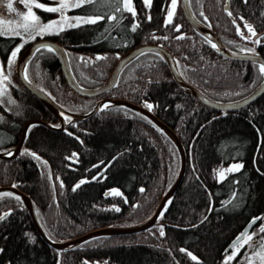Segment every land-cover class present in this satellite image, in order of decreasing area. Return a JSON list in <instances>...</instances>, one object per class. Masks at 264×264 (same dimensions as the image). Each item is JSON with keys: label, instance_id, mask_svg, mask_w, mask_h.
Returning <instances> with one entry per match:
<instances>
[{"label": "trees", "instance_id": "obj_1", "mask_svg": "<svg viewBox=\"0 0 264 264\" xmlns=\"http://www.w3.org/2000/svg\"><path fill=\"white\" fill-rule=\"evenodd\" d=\"M179 1L167 25L171 0H152L150 7L144 0H132L135 17L126 10L115 11L117 6L123 7V0L70 8L65 12L69 18L102 15L105 19L35 39L50 37L64 46L74 77L85 87L103 83L124 51L156 43L171 52L183 78L206 96L221 101L251 92L263 78L258 64L218 54L184 19ZM225 3L189 0L194 15L201 20L205 17L226 47L253 49L264 57V33L256 39L237 34L239 26L244 37L251 36L245 21L255 32L264 29V0H228V10ZM35 13L42 23L59 15L37 8ZM109 15L116 19L109 21ZM3 22L0 28L8 29ZM133 24L138 25L134 32ZM33 40L0 35V59L5 64L11 52L22 45L18 58ZM256 40L260 43H254ZM98 55L107 59L97 60ZM26 68L36 87L72 113H83L104 98L126 99L148 110L145 105H153L149 111L173 130L184 148L185 171L170 203L161 211L163 216L151 227L99 235L68 249H54L41 239L22 201L13 193L2 192L0 216L9 215L0 221V264H225L231 241L249 221L264 217V93L240 109H210L185 94L160 55L153 52L137 56L124 67L112 89L93 97L69 88L54 52L41 49ZM9 69L13 103L0 101L1 150L16 145L22 126L31 118L58 124L53 114L23 89L13 65ZM22 144L17 156L0 158V187L16 185L27 194L41 227L56 241L148 219L180 164L177 148L160 128L138 111L116 105L70 122L63 130L32 124ZM25 150L40 159L21 155ZM73 153L77 155L73 157ZM235 161L243 168L218 179L217 168ZM81 180L88 182L73 191ZM112 189L121 195L113 194ZM263 220H257L249 231ZM243 249L227 264H236Z\"/></svg>", "mask_w": 264, "mask_h": 264}, {"label": "water", "instance_id": "obj_2", "mask_svg": "<svg viewBox=\"0 0 264 264\" xmlns=\"http://www.w3.org/2000/svg\"><path fill=\"white\" fill-rule=\"evenodd\" d=\"M42 3H47L49 0H38ZM180 9H182V14L184 19L187 20V22L190 24V26L196 30L207 42L211 44V46L214 44L216 47L213 48L218 54L222 55L225 58L238 60V61H249V62H256L259 66L261 62H264V57L261 56L257 51L248 52L245 49L240 50H234L229 49L226 47L221 39H219L214 32L213 29L210 28L208 23H206L205 20L199 19L197 16L194 15L192 9L189 5V0H180ZM228 0H226V3L224 4V7L226 10H228ZM257 35L255 37H251L252 39H256L257 36L261 35V33H264V29H262L259 32H256ZM40 44H47L50 45L54 49V54L57 57L59 67L61 69L63 78H65L67 85L69 88L73 89L77 94L81 96H87V97H93L95 95H99L104 93L107 90H110L114 87V84L116 83L117 79L119 78V74L124 69L125 66L128 65V63L132 62L137 56L145 53V52H153L160 55L164 63L166 64L169 73L171 74V77L174 81V83L187 95H190L195 100H197L199 103L204 104L205 106L209 107L210 109L213 108L217 111H233L236 109L243 108V106H246L250 103H253L255 99H257L259 96H261L264 93V74L262 81L251 90V92L243 95L239 98H234L232 100H216L213 98H210L206 96L204 93L199 91L195 86H193L191 83H188L182 76V74L179 72L177 63L175 62V59L171 52H169L167 49H165L163 46L159 44H152V43H144L143 45H137L134 46V48L128 49L122 53L118 57V59L113 64V68L111 72L108 75V78L103 81V83L93 86V88L85 87L83 85H80L76 78L73 75L72 69L69 66V57L67 56L66 50L64 46H61L60 43L56 42L54 39L48 37H39L38 39H35L31 41L25 49L19 54L18 60L16 63V79L19 81L20 85L23 87L24 90H26L28 93H30L36 100L41 102V104L53 114V116L58 121V124H51L48 121L39 120L35 118H31L30 120L26 121V123L22 126L21 129V137L19 141L16 143L15 146L11 147L9 150H1L0 149V158L1 159H11L19 153L23 140L26 136L27 129L32 124H39L43 125L49 130H63L68 123L73 121H79L84 120L85 118H88L94 113L99 112L101 110H104L103 107L105 103L109 104V107H115L116 106H123V107H129L133 109L134 111H138L143 116L149 118L153 124L160 128L161 131L173 142L175 147L178 150V155L180 158V164H179V170L173 179L172 184L170 187L166 190V192L162 195V198L160 199V203L156 207V209L153 211L151 217L148 219L141 221V223L131 225V226H120V227H102L96 230H91L87 233L78 235L75 238H69L68 240H54L50 238L47 233H45L44 229L41 227L39 219L36 216L35 207H33L31 198L28 197L27 194L24 192H21L16 187L11 186H1L0 187V194L2 192H8L13 193L17 197H20V200L23 203V206L26 207L29 217L32 220L33 228L36 229L38 235L43 239L45 242H47L51 247L54 249H68L74 246L79 245V243H82L86 240H89V238L98 237L99 235H110V234H121V233H131L135 231H141L142 229H146L151 227L152 225L157 222L160 213L162 209L169 203L170 199L172 198V195L176 191L175 189L179 185V183L182 181V176L185 171V158H184V148L182 147L179 138L175 135L173 130L170 127H167L159 118L154 116L152 112H150L148 109L144 108L140 105H135L131 103L128 100L123 99H111V98H104L94 103V105L87 111H83V113H76V112H69L68 110H65L63 107L59 106L54 100H52L43 90L36 87L30 79L25 80L23 77L25 75V67H27V64L30 59L33 57V53L35 52V49ZM67 118V119H66ZM56 125H59V127H56ZM8 151H12V155L9 156L6 153ZM253 220L249 221L248 224L242 229V231L237 235H241V233H245V231H248L251 229L253 224L251 223ZM237 236L231 241V243L228 245V248L233 244V241L236 240ZM227 248V249H228Z\"/></svg>", "mask_w": 264, "mask_h": 264}, {"label": "snow or ice", "instance_id": "obj_3", "mask_svg": "<svg viewBox=\"0 0 264 264\" xmlns=\"http://www.w3.org/2000/svg\"><path fill=\"white\" fill-rule=\"evenodd\" d=\"M0 2H2V0H0ZM19 2L24 3L25 7L27 8V11L26 12L18 11L13 5V0H7L8 11L12 12V13H16V15L18 17H20V20L16 22L15 28L9 27L6 30L3 28H0V35H5L7 33H10L13 36H21L22 32L19 29H22L23 33L27 34L28 39L33 40L37 36H43L45 34L59 35L62 31L65 30L66 27L67 28H74V27L80 26L81 24H96L98 21L105 19V17L102 15H96L94 17L89 16L87 18L81 17V16H74V17L69 18L65 15V12L68 11L70 8H80L86 4L99 3V2H101V0H76L75 3H71V4L68 2V0H55L56 6H46L45 4L38 2V0H19ZM103 2L104 3H110L111 0H103ZM244 2L247 3V0H244ZM151 3H152V0H144V4L146 7H150ZM176 4H177V0H171V6L167 11V19L165 20L166 25L171 23V21H172V17H173L174 12H175ZM33 6L37 9H43L47 12L60 13V19L54 20V21H49L48 23H42L40 17L33 11ZM125 10L130 12L133 17L136 16L135 9L133 8V5H132V0H123V7L117 6L115 8L116 12H123ZM228 15L231 16L232 13L229 12ZM106 18L109 21L116 19V17L113 15H109ZM150 19H151V17L149 16V20ZM241 19H243V18L241 17ZM70 20L75 21V23L69 22ZM0 21H2V17H0ZM233 23H235V21H233ZM244 26L251 33V36L250 37H244L243 32H241L239 26H237V34L241 35L242 38L251 39V37H255L257 35L255 30L253 29V26L251 24H249L247 21L244 22ZM137 27H138L137 24H133L132 31L133 32L136 31ZM176 28L178 30L179 26L177 25ZM153 38H155V37H153ZM178 38H183V37H178ZM165 39H166V37H165ZM254 43H260V41L256 40V41H254ZM212 46L214 48L216 47V45H214V44ZM21 47H22V45L18 46L17 48H15L11 52V55L9 56L8 62H7L9 68L15 62V59H16L17 54L19 53ZM41 49H47L48 52L54 51V49L50 45L40 44L35 49V52H40ZM247 51L253 52L254 50L253 49H247ZM33 55H35V53H33ZM80 59H84V58L81 57ZM96 59L97 60L107 59V57L98 55L96 57ZM258 70L261 74H264V62H261L259 64ZM9 75H10V71H9L8 75H5L3 68H0V96H3L6 94V89L3 88V83H4V81L8 80ZM23 78L25 80H28L26 67H25V75ZM9 103H13V101H11V99H9ZM145 106L147 108H149V110H151L153 107V105H151V104H146ZM103 107L105 109H107L109 107V104L105 103ZM56 127H59V125H56ZM68 134L72 135L71 133H68ZM0 143H3V140H0ZM6 154L11 156L13 153H12V151H8ZM21 155H31L35 159H38V160L40 159L35 153H29L27 150H25L24 153H21ZM72 155H73V157H75L77 154L73 153ZM114 159H115V157H114ZM44 163L46 164L47 162L45 161ZM93 167H98V165H94ZM241 168H243L242 164L235 163V164H232L226 171L229 173H232V172L239 171ZM49 178H51V177H49ZM224 178L225 177H224L223 173H221L220 179L223 180ZM57 179H59V177H57ZM93 179H96V177H93ZM87 182L88 181H86V180H81L77 185H75V187L73 188V191H75L82 184L87 183ZM13 187H16V185H13ZM61 187H63L62 183H61ZM140 191L143 192L144 189L141 188ZM112 193L115 195H121V193L117 189H112ZM3 195H12V194L11 193H4ZM16 199H20V197H16ZM230 202L231 201H225V204H228ZM169 203H170V201H169ZM119 210H120L119 208H115V211H119ZM163 214H164L163 212L160 213L161 217L163 216ZM8 215H9V213H5L4 215L0 216V221L4 220ZM259 219H264V217H256L253 219V221L251 223L255 224L256 221ZM259 232L264 233V225H261ZM164 234L165 233L163 231V227H161L160 235L164 236ZM251 240H252V236L247 235V230L245 231V233H241V235L237 236L236 240L233 241V244L230 246V248L234 249V251H232V255L226 257L225 264H227V261H231L237 255V253L239 251L237 246L240 245L241 241H244L245 243H247L248 241H251ZM88 243H90V241ZM262 247H264V245H262ZM180 251L184 252L185 249H181ZM187 254L193 260L197 259V257L193 256L191 252H188ZM257 255L260 256L262 264H264V255H261L260 253H257ZM58 264H59V262H58ZM84 264H88V262L84 261ZM105 264H107V262H105Z\"/></svg>", "mask_w": 264, "mask_h": 264}, {"label": "rangeland", "instance_id": "obj_4", "mask_svg": "<svg viewBox=\"0 0 264 264\" xmlns=\"http://www.w3.org/2000/svg\"><path fill=\"white\" fill-rule=\"evenodd\" d=\"M68 2L71 4V3H74L75 0H68ZM40 3H42V2H40ZM43 4H45L46 6H56L55 0H49L47 3H43ZM13 5L18 11H23V12L27 11V8L25 7L24 3L19 2V0H13ZM33 11L35 12L34 6H33ZM65 15H67V14H65ZM0 17H2V21H4L3 23L6 22L9 25V27H12V28H15L16 22L20 20V17H18L16 15V13H12V12L8 11L7 0H2V2H0ZM58 19H60V13L56 19H53L51 21L58 20ZM48 22L49 21H47V23ZM20 31L22 32L23 40H27V38H28L27 34L23 33L22 29H20ZM17 60L18 59L16 57L15 62L12 64L14 70H16L15 67H16ZM7 62H8V60H7ZM7 62L4 64L2 62V60L0 59V68H3L5 75H8V73L10 71ZM9 85H10V76L8 77V80L4 81V83H3V88L6 89V94L3 96H0L1 102H3V101L9 102V99H11V95H10V91H9ZM11 101H12V99H11ZM235 163H240V162L235 161V162H230V163L219 166L217 168V174H216L217 178L220 179L221 173H223V175L225 176V174L227 173L226 170L232 164H235ZM261 225H264V220L262 222H260L259 225L256 228H254V230L249 231V233H247L248 236H252L251 241H248L247 243H245L244 241H241L240 245L237 246L238 249L244 247V249H243L244 253H243V256L241 257V259H239V261L236 264H262L260 256L257 255V253L264 255V247H262V245H264V233L259 232ZM60 241H63V240H60ZM232 251H234V249H231V251L228 253L227 256L232 255ZM238 253H239V251H238ZM225 260H226V258H225Z\"/></svg>", "mask_w": 264, "mask_h": 264}]
</instances>
